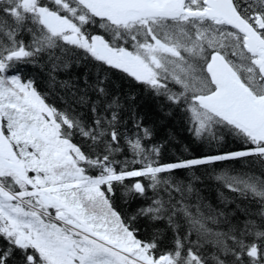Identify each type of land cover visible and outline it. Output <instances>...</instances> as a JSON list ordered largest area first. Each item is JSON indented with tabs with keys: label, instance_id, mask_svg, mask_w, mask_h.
<instances>
[{
	"label": "snow or ice",
	"instance_id": "snow-or-ice-1",
	"mask_svg": "<svg viewBox=\"0 0 264 264\" xmlns=\"http://www.w3.org/2000/svg\"><path fill=\"white\" fill-rule=\"evenodd\" d=\"M0 264H264V0H0Z\"/></svg>",
	"mask_w": 264,
	"mask_h": 264
},
{
	"label": "trees",
	"instance_id": "trees-1",
	"mask_svg": "<svg viewBox=\"0 0 264 264\" xmlns=\"http://www.w3.org/2000/svg\"><path fill=\"white\" fill-rule=\"evenodd\" d=\"M183 135H184V136H187V133H184Z\"/></svg>",
	"mask_w": 264,
	"mask_h": 264
}]
</instances>
